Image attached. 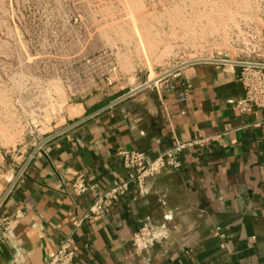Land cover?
<instances>
[{
  "label": "crops",
  "instance_id": "crops-1",
  "mask_svg": "<svg viewBox=\"0 0 264 264\" xmlns=\"http://www.w3.org/2000/svg\"><path fill=\"white\" fill-rule=\"evenodd\" d=\"M239 71L198 63L117 103L153 79L69 103L18 172L0 177L1 201L26 165L0 207L2 217L23 213L0 241V264H45L68 238L74 264H264V111L237 108ZM200 136L223 142L184 151L181 169L149 181L148 196L132 186L104 215L74 226L92 204L90 195L73 193L75 174L110 189L128 176L119 149L155 158ZM141 227L159 239L137 255L133 237Z\"/></svg>",
  "mask_w": 264,
  "mask_h": 264
},
{
  "label": "rangeland",
  "instance_id": "rangeland-1",
  "mask_svg": "<svg viewBox=\"0 0 264 264\" xmlns=\"http://www.w3.org/2000/svg\"><path fill=\"white\" fill-rule=\"evenodd\" d=\"M197 60L264 64V0H0V177L69 103Z\"/></svg>",
  "mask_w": 264,
  "mask_h": 264
},
{
  "label": "built area",
  "instance_id": "built-area-1",
  "mask_svg": "<svg viewBox=\"0 0 264 264\" xmlns=\"http://www.w3.org/2000/svg\"><path fill=\"white\" fill-rule=\"evenodd\" d=\"M238 82L241 84L244 97L237 103L242 112L250 110L264 111V67L256 63L240 66ZM222 143L221 137L200 136L188 143L177 142L175 146L165 153L151 158L143 152L119 149L117 155L121 158L124 168L128 171L125 181L116 183L110 189H103L97 184L88 183L84 175L75 174L72 184L76 196L90 195L92 204L87 213L74 221L79 228L86 221L97 219L107 210L117 205L130 191L132 186L137 189L140 197L149 195L148 182L154 180L166 170H179L182 167L181 154L188 149L202 148L210 143ZM23 217L21 211L9 217L0 216V241L4 240L13 226ZM158 235L148 227H141L134 234L133 248L137 255L144 253L158 241ZM75 251L72 240L66 239L59 248L47 255L45 264H74Z\"/></svg>",
  "mask_w": 264,
  "mask_h": 264
},
{
  "label": "water",
  "instance_id": "water-1",
  "mask_svg": "<svg viewBox=\"0 0 264 264\" xmlns=\"http://www.w3.org/2000/svg\"><path fill=\"white\" fill-rule=\"evenodd\" d=\"M198 63H223V64H231V65H236V66H244V65H247V64H248V63H243V62L218 61V60H197V61L189 62V63L183 64V65L177 67L176 69H174V70H172V71L166 73L165 75H163V76H161V77H159V78H157V79H155V80H153V81H150L149 83H147V84L141 86L140 88L136 89L135 91H132V92L128 93L127 95H125V96L121 97L120 99L116 100L115 103L120 102V101H122V100H124V99L130 97L131 95H133V94H135V93H137V92H139V91L145 89L146 87L151 86V85H153V84L159 82V81L162 80L163 78H165V77H167V76H169V75L175 73L176 71H178V70H180V69H182V68H184V67H186V66L194 65V64H198ZM257 65H258V66H262V67H264V64H257ZM115 103H113V104H115ZM77 124H78V123H77ZM73 126H75V125H72L71 127H68L67 129H64V130H62V131H60V132L54 134L53 136L49 137L48 139H46V141H45L44 143H42V144L40 145V147H41L43 144H45L46 142H48V141H50V140L56 138V137L59 136L60 134H62V133H64L65 131L69 130V129L72 128ZM40 147H39V148H40ZM27 163H28V162H27ZM25 167H26V165H25ZM25 167L19 172V174L16 176V178L14 179V181H13V183L11 184V186L9 187V189L6 191L5 195L3 196V198H2L1 201H0V207H1V205L3 204L4 200L6 199V197L8 196V194L10 193V191L12 190V188L14 187V185L16 184V182L18 181V179L20 178V176H21L22 172L24 171Z\"/></svg>",
  "mask_w": 264,
  "mask_h": 264
},
{
  "label": "bare ground",
  "instance_id": "bare-ground-1",
  "mask_svg": "<svg viewBox=\"0 0 264 264\" xmlns=\"http://www.w3.org/2000/svg\"><path fill=\"white\" fill-rule=\"evenodd\" d=\"M155 80V79H154ZM153 81V80H152Z\"/></svg>",
  "mask_w": 264,
  "mask_h": 264
}]
</instances>
